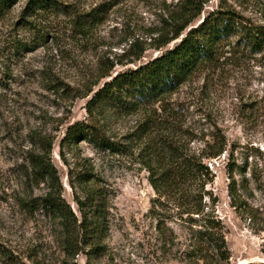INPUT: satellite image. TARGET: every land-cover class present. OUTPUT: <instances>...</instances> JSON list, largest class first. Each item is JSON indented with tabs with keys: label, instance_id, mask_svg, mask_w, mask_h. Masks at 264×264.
Instances as JSON below:
<instances>
[{
	"label": "rangeland",
	"instance_id": "obj_1",
	"mask_svg": "<svg viewBox=\"0 0 264 264\" xmlns=\"http://www.w3.org/2000/svg\"><path fill=\"white\" fill-rule=\"evenodd\" d=\"M260 1L236 4L257 19ZM55 2L56 8L41 10L18 0L0 10V264H186L189 225L169 204L154 208L157 194L137 159V146L124 156L86 141L74 150L61 148L67 127L89 119L86 105L92 93L82 96L104 65L115 62V74L166 49H156L155 39L169 33V17L179 14L181 0ZM216 5L210 0L206 11ZM135 42L144 52L130 63L135 56L123 54ZM204 79L203 72L196 73L181 95L186 92L191 99L196 127L207 133L219 130L228 144L221 157L210 160L215 178L208 188L217 200L206 196V202L226 231L230 264L264 262V58L247 56L229 65L225 73L211 76L206 88ZM109 121L115 133L133 125L135 116ZM74 153L90 158L109 185L110 230L101 256L89 259L81 253L66 262L61 228L39 204L51 181L32 157L39 155L56 167L54 191L77 211L68 174ZM230 155L247 165L248 204L242 208L233 207L228 195ZM237 176L242 183L243 176ZM159 219L164 233L157 227Z\"/></svg>",
	"mask_w": 264,
	"mask_h": 264
},
{
	"label": "trees",
	"instance_id": "obj_2",
	"mask_svg": "<svg viewBox=\"0 0 264 264\" xmlns=\"http://www.w3.org/2000/svg\"><path fill=\"white\" fill-rule=\"evenodd\" d=\"M17 1L0 0V10L11 8ZM209 1L181 0L179 14L169 17V33L155 39L156 49L166 48L157 56L115 74V62L104 65L82 96L92 93L86 105L89 119L69 125L61 139L62 149L74 150L86 141L97 149L122 156L131 154L137 146V159L148 171L157 194L154 208L169 204L189 225L191 237L183 251L186 264H230L226 231L206 202V196L213 202L217 200L208 188L215 178L210 160L221 157L228 144L219 130L207 133L196 127L189 113L191 99L186 92L181 95V89L198 72L205 74L202 87L206 88L210 77L225 73L229 65L247 56L264 58V0L257 4V19L239 9L238 0H217L216 7L206 11ZM27 7L46 10L56 8V2L27 0ZM173 41L177 42L170 47ZM143 52L135 42L123 56H135L127 61L134 63ZM129 116H135L133 125L113 133L109 119ZM198 140L201 146L195 148L194 142ZM61 154L67 162L65 152ZM74 154L68 174L77 211L54 191L58 182L56 167L39 155L32 157L33 165L51 181L39 204L61 228L66 262L81 253L89 259L101 256L106 251L105 239L110 230L109 185L95 172L90 158ZM227 173L231 205L242 208L248 204L244 194L248 188L247 165H240L230 155ZM238 174L243 176L242 183ZM163 221L159 219L157 225L162 233Z\"/></svg>",
	"mask_w": 264,
	"mask_h": 264
}]
</instances>
